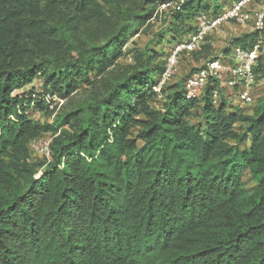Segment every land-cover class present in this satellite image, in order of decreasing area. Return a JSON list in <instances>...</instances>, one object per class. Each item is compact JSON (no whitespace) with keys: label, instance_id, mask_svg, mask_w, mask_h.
Listing matches in <instances>:
<instances>
[{"label":"trees","instance_id":"16d2710c","mask_svg":"<svg viewBox=\"0 0 264 264\" xmlns=\"http://www.w3.org/2000/svg\"><path fill=\"white\" fill-rule=\"evenodd\" d=\"M229 1L181 0L131 52L169 0H0V264H264V95L245 113L218 80L155 89L198 14ZM45 136L50 158L31 150Z\"/></svg>","mask_w":264,"mask_h":264},{"label":"built area","instance_id":"2783aa9c","mask_svg":"<svg viewBox=\"0 0 264 264\" xmlns=\"http://www.w3.org/2000/svg\"><path fill=\"white\" fill-rule=\"evenodd\" d=\"M249 26L248 33L264 30V0H230L225 3L221 13L213 15L200 12L196 19L195 30L183 41L176 43L167 53L165 69L155 89L170 83L180 72V64L184 54L198 50L214 35L223 33L227 26ZM262 43L244 47L235 45L230 54L220 52L213 58L204 61V65L186 77L184 82L185 96L188 99L199 98L211 80H218L229 97H236L243 106L255 103L257 84L256 66L262 54ZM213 102L219 104L221 91L213 90ZM49 108L57 112L64 104L59 97H45ZM50 137H40L31 142L34 155L50 158Z\"/></svg>","mask_w":264,"mask_h":264},{"label":"rangeland","instance_id":"374dc122","mask_svg":"<svg viewBox=\"0 0 264 264\" xmlns=\"http://www.w3.org/2000/svg\"><path fill=\"white\" fill-rule=\"evenodd\" d=\"M181 0H169V3L162 5L159 9V12L157 16L150 21L147 25L141 27L139 29V32L135 34L129 41L127 45V50H130L131 52H134L135 50L139 48H143L145 46H151L154 47V37L157 36L162 30V28L165 27L164 20L166 18L165 12H167L170 8H173L177 6ZM250 30L249 26H232L229 25L226 27L223 33H220L219 35H214L213 45L214 48L212 50V56H216L220 52L224 51L226 46L229 45L230 41L236 37L240 36L242 34L248 33ZM262 52L264 54V43L262 44ZM130 60L129 57L123 58V62H128ZM205 59L197 60L196 58H189V57H183L181 64H180V72L179 74L170 82L174 83L176 80H178L180 77L188 76L192 72H194L195 69H197L199 66H201L204 63ZM259 78L256 84V92L255 97L256 100L264 95V55L260 61L259 68H258ZM233 102V104L237 105L240 109H242L245 113H251L254 110V104L251 106H243L241 103L238 102L236 97L230 98ZM59 112V111H57ZM55 112V113H57ZM32 117L39 119V120H53V117H44V113L32 110L31 111ZM246 182L248 186H251V182L249 178H246Z\"/></svg>","mask_w":264,"mask_h":264},{"label":"crops","instance_id":"0c3cea01","mask_svg":"<svg viewBox=\"0 0 264 264\" xmlns=\"http://www.w3.org/2000/svg\"><path fill=\"white\" fill-rule=\"evenodd\" d=\"M257 89V88H256ZM256 89H255V92H256ZM230 92L232 91V90H229Z\"/></svg>","mask_w":264,"mask_h":264}]
</instances>
